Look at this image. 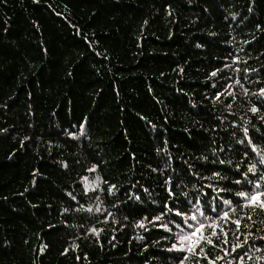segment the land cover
<instances>
[{"label": "trees", "instance_id": "obj_1", "mask_svg": "<svg viewBox=\"0 0 264 264\" xmlns=\"http://www.w3.org/2000/svg\"><path fill=\"white\" fill-rule=\"evenodd\" d=\"M260 88L264 0H0V264H176L149 221L257 162Z\"/></svg>", "mask_w": 264, "mask_h": 264}, {"label": "snow or ice", "instance_id": "obj_2", "mask_svg": "<svg viewBox=\"0 0 264 264\" xmlns=\"http://www.w3.org/2000/svg\"><path fill=\"white\" fill-rule=\"evenodd\" d=\"M215 74V72L212 73V75ZM237 83L239 82L237 81ZM245 93L247 94L246 89ZM219 95L217 93V98ZM257 95L260 97L261 107H264V88H260ZM249 111L257 114L259 109L256 105H252ZM260 119L264 120V116H261ZM244 132L245 139H248V143L251 145V151L258 153L260 158L245 169L236 165L235 171L231 173L235 178L230 183L226 182L220 185L219 182L227 181L228 176L221 175V171L214 170L211 177H202L217 181L215 185L204 186L211 188V193H205L201 188L197 190L194 199H189L187 194L183 193L185 199L177 200L176 188L179 185L166 188L168 196L172 198L171 206L164 203L159 210L160 214L152 217L149 223H155L156 227L163 229L173 237L171 246L166 250L180 254L174 258L176 264H186V262L201 264L202 260L207 264H218V262L242 264L246 255L244 246L248 244L249 238L256 239L253 231L257 222L256 217H261L259 222L264 225V151L258 150V147L247 137V128L244 129ZM69 135L72 134L69 133ZM238 143H243V141H238ZM243 155L247 157L249 152L245 150ZM203 159L207 158L203 157ZM215 162L213 161V163ZM219 163L225 164V161L219 160ZM94 170L90 169V171ZM224 171L228 172L229 170L224 169ZM164 183L170 184V178ZM115 187V185L108 187L107 191L110 195L113 194ZM165 215L169 216L166 223H156L161 221ZM138 226L146 228L143 220L138 222ZM243 229H248V231H243ZM91 231L96 232L97 230L91 229ZM260 231L264 232V228H261ZM230 233L235 236V243H230ZM258 239L264 241V236H260ZM209 247L218 249L222 255L210 256L206 251Z\"/></svg>", "mask_w": 264, "mask_h": 264}]
</instances>
